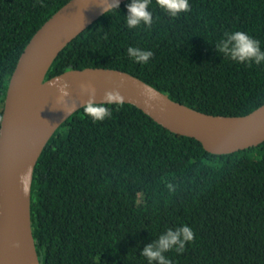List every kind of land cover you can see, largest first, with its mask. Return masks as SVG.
Instances as JSON below:
<instances>
[{
	"label": "trees",
	"instance_id": "1",
	"mask_svg": "<svg viewBox=\"0 0 264 264\" xmlns=\"http://www.w3.org/2000/svg\"><path fill=\"white\" fill-rule=\"evenodd\" d=\"M68 0H0V119L10 76L35 31ZM112 8L72 39L47 75L86 67L130 73L199 111L244 115L264 103V62L217 52L243 31L264 51V0H189L171 17L151 0V27ZM150 50L146 64L127 49ZM83 107L53 133L34 168L31 223L40 264H149L143 248L187 225L194 240L171 264H264V141L229 154L206 151L136 106ZM168 185L175 189L170 191ZM156 264V262H152Z\"/></svg>",
	"mask_w": 264,
	"mask_h": 264
},
{
	"label": "water",
	"instance_id": "2",
	"mask_svg": "<svg viewBox=\"0 0 264 264\" xmlns=\"http://www.w3.org/2000/svg\"><path fill=\"white\" fill-rule=\"evenodd\" d=\"M103 14L101 0H68L35 31L10 76L0 119V264H40L31 223L34 168L53 133L88 100V94L80 91L82 82L95 87L97 103L105 91L118 89L125 103L173 133L195 138L213 154L233 153L264 141V103L244 115L211 114L175 101L119 69H67L48 77L60 51ZM57 77L69 84L75 103L68 113L57 102V89L49 86ZM145 86L156 95L150 106L144 103ZM26 172L27 194L20 182Z\"/></svg>",
	"mask_w": 264,
	"mask_h": 264
},
{
	"label": "clouds",
	"instance_id": "3",
	"mask_svg": "<svg viewBox=\"0 0 264 264\" xmlns=\"http://www.w3.org/2000/svg\"><path fill=\"white\" fill-rule=\"evenodd\" d=\"M151 0H131L127 5L126 25L129 28H136L141 24L151 27L153 23V14L149 10ZM156 4L171 17H178L181 13L191 11L189 0H156ZM102 10L104 13L112 8H119V0H101ZM217 52L230 57L232 60L247 64L249 67L252 64L260 65L264 62V51L261 50L260 42L246 32L234 31L226 32L224 38L215 45ZM128 55L137 63L146 64L153 56L150 50H141L135 47L127 49ZM50 87L57 89V102L63 105V110L68 113L71 107H75V103L71 101V93L69 84L57 77L54 81L49 82ZM81 93L88 94V100L83 104V112L90 117L94 122L103 121L105 118H110L112 115L109 105L123 106L125 97L118 89L107 90L104 92L103 99L97 103L96 89L90 83L82 82L80 84ZM146 99L144 103L150 106V101L156 98L154 90L148 89L146 86L142 92ZM4 119V118H3ZM29 175L26 172L20 177L22 191L27 194ZM170 191L175 189L172 185H168ZM195 233L191 227L184 225L176 229H168L165 233L159 236L156 241L147 244L141 255L146 257L149 264H171L164 253L175 248L177 253H183L187 243L194 240ZM18 246V245H17Z\"/></svg>",
	"mask_w": 264,
	"mask_h": 264
}]
</instances>
